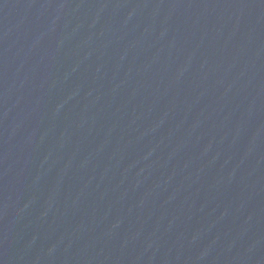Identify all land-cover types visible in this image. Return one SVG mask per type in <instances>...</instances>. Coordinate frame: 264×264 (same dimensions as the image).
Listing matches in <instances>:
<instances>
[{"label":"water","instance_id":"water-1","mask_svg":"<svg viewBox=\"0 0 264 264\" xmlns=\"http://www.w3.org/2000/svg\"><path fill=\"white\" fill-rule=\"evenodd\" d=\"M0 264H264V0H0Z\"/></svg>","mask_w":264,"mask_h":264}]
</instances>
